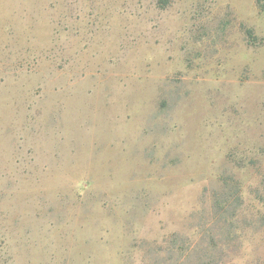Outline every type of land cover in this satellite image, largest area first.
I'll return each instance as SVG.
<instances>
[{
  "label": "rangeland",
  "instance_id": "374dc122",
  "mask_svg": "<svg viewBox=\"0 0 264 264\" xmlns=\"http://www.w3.org/2000/svg\"><path fill=\"white\" fill-rule=\"evenodd\" d=\"M0 264H264L256 0H0Z\"/></svg>",
  "mask_w": 264,
  "mask_h": 264
},
{
  "label": "trees",
  "instance_id": "16d2710c",
  "mask_svg": "<svg viewBox=\"0 0 264 264\" xmlns=\"http://www.w3.org/2000/svg\"><path fill=\"white\" fill-rule=\"evenodd\" d=\"M257 7L261 12H264V0H256Z\"/></svg>",
  "mask_w": 264,
  "mask_h": 264
}]
</instances>
